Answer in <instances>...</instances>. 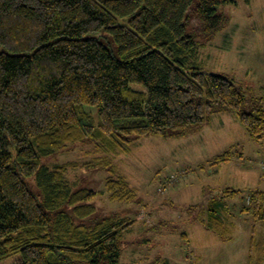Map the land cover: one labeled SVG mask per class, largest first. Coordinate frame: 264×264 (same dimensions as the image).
Listing matches in <instances>:
<instances>
[{"label": "trees", "instance_id": "obj_1", "mask_svg": "<svg viewBox=\"0 0 264 264\" xmlns=\"http://www.w3.org/2000/svg\"><path fill=\"white\" fill-rule=\"evenodd\" d=\"M223 3L235 0H0V260L20 253L13 264H117L121 233L132 221L113 216L78 225L53 212L95 195L73 190L66 172L75 163H41L68 144L90 141L96 152L127 154L132 138L166 129L180 136L221 113L235 115L252 139L264 138V97L247 107L251 101L230 79L198 66L203 44L195 38L222 28ZM98 30L112 36L118 57L84 36ZM233 156L232 148L210 164ZM110 163L99 156L84 165ZM31 175L41 203L22 180ZM107 188L112 200L132 193L122 180H108ZM248 197L237 212L261 226L249 243L252 257L264 249V195ZM214 203L199 223L228 241L230 209ZM94 210L74 208L79 217Z\"/></svg>", "mask_w": 264, "mask_h": 264}, {"label": "rangeland", "instance_id": "obj_2", "mask_svg": "<svg viewBox=\"0 0 264 264\" xmlns=\"http://www.w3.org/2000/svg\"><path fill=\"white\" fill-rule=\"evenodd\" d=\"M217 14L225 19L222 28L212 36L197 34L195 38L203 44L198 66L203 72L230 79L251 101L247 107L252 106L253 98L264 95V0L223 3ZM84 36L96 38L118 57L117 44L104 30ZM131 87L143 90L141 85ZM261 105L264 108V101ZM218 115L221 120L210 119L199 127L191 125L180 136L166 129L163 135L132 138L127 154L96 152L92 142L84 141L42 157L41 163L48 166L75 163L77 166L66 172L73 190L84 188L95 192L91 199L65 204L53 212H65L78 225L90 226L113 216L132 221L121 233L117 264H264V249L258 250L260 255L248 256L252 235L257 241L261 226L249 215L237 212L254 191L245 189L249 175L233 167H223L215 174L219 165L210 164L214 156L233 148L237 156L233 164L257 169L262 174L258 186L264 191V138L256 141L242 133L239 123L236 127L229 122V113ZM99 156L111 163L84 165ZM229 161L224 163L230 166ZM22 180L41 203L34 175L22 176ZM108 180L124 181L132 191L129 197H124L129 199L112 200ZM252 185H257L253 177ZM230 190H236L235 195L226 193ZM217 200L230 209L234 223L228 241L219 240L199 223L207 214L203 211L215 206ZM83 204L93 205L94 212L79 217L74 208ZM19 256L16 253L1 259L0 264H13Z\"/></svg>", "mask_w": 264, "mask_h": 264}, {"label": "crops", "instance_id": "obj_3", "mask_svg": "<svg viewBox=\"0 0 264 264\" xmlns=\"http://www.w3.org/2000/svg\"><path fill=\"white\" fill-rule=\"evenodd\" d=\"M262 97H264V95L262 96ZM228 114V113H227ZM231 115V119H228L229 120V122L231 123V124H233L234 126L236 125V127H237V123H239V121H238V119H237V117L235 116V115H233V114H230ZM216 119V118H219V120H221V118L222 117H220V115H214L211 119ZM211 121V120H210ZM209 121V122H210ZM240 124V123H239ZM241 125V124H240ZM208 128H210V127H208ZM241 130H242V133H244L245 132V134L247 135L248 133L246 132V130L245 129H243V126L241 125ZM202 130H205V126L202 128ZM231 129H229V131H230ZM225 133V132H224ZM251 138V137H250ZM238 155H241V158H242V156H243V154L242 153H240V154H238ZM237 158V156H233L231 159H230V164H232V165H228L229 163H224L223 165H219V167L218 168H216V173L215 174H218L219 173V171L224 167V168H230V167H233L234 169H239L240 171H242V172H244L245 173V175H249V177H248V182H246V184H245V189H250V190H257V189H260L259 188V184L261 183V179H262V174L261 173H259L258 171H257V169H255V168H252V167H247V166H244V165H239L238 163H235V164H233L234 163V160ZM240 157V156H239ZM229 166V167H228ZM252 177H253V179L257 182V185H252V186H250V183H251V181H252ZM259 191H261V192H263V195H264V191L263 190H259ZM263 201H264V198H263ZM264 205V204H263ZM251 233H252V230H251ZM220 240V239H219Z\"/></svg>", "mask_w": 264, "mask_h": 264}]
</instances>
